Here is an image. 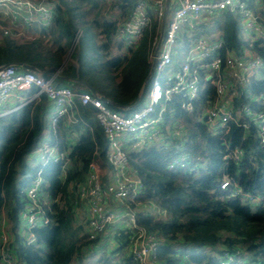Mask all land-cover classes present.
Here are the masks:
<instances>
[{"label": "trees", "instance_id": "obj_1", "mask_svg": "<svg viewBox=\"0 0 264 264\" xmlns=\"http://www.w3.org/2000/svg\"><path fill=\"white\" fill-rule=\"evenodd\" d=\"M91 1L97 3L96 0ZM247 1L252 4V0ZM134 4L135 0H110L112 10L121 12L120 20L93 22L103 37L98 45L103 57L100 67L113 74L121 71L120 81L116 82L114 90L104 93L97 89L125 107L136 100L150 68L149 59L145 55L131 56L139 43L126 56H107L111 53L119 22L126 21ZM84 15V11L70 5L68 0H56L51 24L40 31L38 39L2 38L0 65L24 63L47 74L56 73L62 64L59 55L66 51L65 47L78 32V22L93 25L84 20ZM213 30L222 32L227 48L238 51L243 45H248L242 37L240 17L228 10L216 16L211 26L201 27L202 33ZM156 31L153 23L140 39L148 38L147 56ZM47 36L58 44L57 51L49 56L44 55L48 53L42 49L40 40ZM251 44V49L264 57V41L256 39ZM76 55L77 65L64 67L60 74L78 76L91 84L85 62L78 57L80 52L77 51ZM60 85L68 84L60 81ZM251 88L253 93L263 90L264 78L253 81ZM34 92H29V95ZM241 99L239 96L236 102ZM181 100V96L174 95L166 107V118H172L185 129L181 146L128 148L129 163L145 185L144 192L132 205L149 206L136 210L138 226L159 235L158 258L163 264H220L225 252L233 255L230 264H264V205L253 209L241 197L230 195L232 185L225 190L220 188L223 175L227 174L231 183L244 191L264 195V149L257 146L242 128L233 124L227 135L210 134L198 120L205 100L198 99L193 112L182 108ZM47 104V97L42 94L0 117V217L2 214L6 216L9 245L17 264H85L84 255L101 246L103 252L93 256L95 264H133L126 251L131 239L129 230L119 228L113 234L115 246L111 253L116 255L115 261L112 259L114 256H107L105 244L87 239L85 228L77 223L75 212L69 205L76 196L77 186L86 178L89 162L98 157L105 159L106 141L96 119V109L79 101H76L73 111L77 121L73 123L66 117L60 118L48 137L64 153L63 160L41 167L42 191L51 201L45 205L50 223L33 230L36 237L33 244L25 243L18 233L19 212L23 206V195L19 190L27 184L26 176L38 169L36 164H29L33 160L28 155L46 133ZM113 108L125 114L132 110ZM223 141L229 143V148L243 149L244 155L239 162H222L226 151ZM186 155L189 164L169 167L173 158ZM62 201H65V206ZM150 206L157 212H151Z\"/></svg>", "mask_w": 264, "mask_h": 264}, {"label": "built area", "instance_id": "obj_2", "mask_svg": "<svg viewBox=\"0 0 264 264\" xmlns=\"http://www.w3.org/2000/svg\"><path fill=\"white\" fill-rule=\"evenodd\" d=\"M166 6L168 16L159 41ZM54 7L51 0H0V41L4 37L25 40L39 36L42 29L50 26ZM226 10L240 17L242 37L248 41L238 51L225 46L220 30L201 32L202 26H211L213 19ZM153 23L157 31L148 53L150 65L153 62L149 96L143 105L127 114L90 91H75L57 84L58 73L46 74L25 68L21 63L0 65V117L42 94L52 104L49 116L52 129L62 117L73 123L77 121L73 113L76 101L96 109V119L106 141L105 159L98 157L89 162L86 178L77 186L76 196L69 205L89 241L114 247L115 230H129L131 239L126 251L133 264L163 262L158 258L159 235L136 222V210L149 206L132 205L144 192L145 185L129 163L128 148L181 146L184 127L166 118L167 104L174 95L181 96V106L187 112L195 110L198 99L205 100L198 120L210 134L227 135L233 124L264 149V89L253 93L251 88L253 81L264 78V57L251 49L254 40L264 41V0L257 4L247 0H169L168 5L166 0H135L126 21L117 26L111 57L128 55ZM79 34L76 33L75 41ZM24 94L27 97L23 100ZM239 96L243 99L236 102ZM222 145L226 146L224 164L241 160L242 148H229L226 141ZM28 157L36 159L38 169L26 176L27 184L19 190L23 206L19 212L18 233L25 243L33 244L36 242L33 230L50 223L45 205L51 201L42 191L41 167L63 160L64 153L48 137H43ZM188 159L187 155L173 158L169 167L185 166L190 163ZM231 182L224 174L220 188L225 190L232 185L230 195L241 197L253 209L264 205V195L244 191ZM7 228L6 216L2 214L0 264H17ZM232 257L228 252L223 253L220 264H230Z\"/></svg>", "mask_w": 264, "mask_h": 264}, {"label": "rangeland", "instance_id": "obj_3", "mask_svg": "<svg viewBox=\"0 0 264 264\" xmlns=\"http://www.w3.org/2000/svg\"><path fill=\"white\" fill-rule=\"evenodd\" d=\"M70 5L72 6H77L79 10L84 11L85 17L84 20H87L88 22H91L93 24L94 20H97L98 22L106 19H113L120 17V11L117 9L112 11V8L110 7V0H96V4L93 3L91 0H68ZM259 3L260 0H252V3ZM115 15V16H114ZM169 19V17H168ZM83 21V20H82ZM78 29L81 30V34L79 37V42L77 44V51L80 52V55L78 56L81 60V62H85V69L88 72V75L91 77V85L99 88L102 92L107 93L110 90H114L116 82L120 81L121 78V71L119 73H111L105 68L100 67V63L103 60V57L101 58L102 51L98 48L99 43H102V35L97 36L98 33V27L97 25L93 24L91 26L85 24V23H79L78 22ZM100 30V29H99ZM78 33V32H77ZM76 34V33H75ZM39 37H35L33 39H25V41H31V40H36ZM22 40V39H21ZM41 40V47L44 50V52H47L48 54H44L46 56H49L51 53L57 51V42L52 39L51 36L43 37ZM65 41V39L62 40V43ZM148 38H143L140 40L139 45L137 48L132 51L131 56L133 57H143V55L147 56L148 52ZM66 51L61 52L59 56L62 65L58 68L61 71L62 67H67L68 65L72 64L75 65L76 60H77V55H76V42L74 41V38H72L70 44L68 47L66 46ZM111 53L113 54L114 50L111 48ZM109 54V53H108ZM111 54V56H112ZM111 56H107V58H112ZM130 56V57H131ZM61 73V72H60ZM151 88V82L149 81L146 85L145 91L143 93L142 99L139 102V104L136 107H139L143 105L149 96V90ZM23 100L27 97L22 95ZM13 106V105H12ZM136 107L132 108L135 109ZM47 132V131H46ZM33 160L29 164H36V159H31ZM150 211L156 213L157 211L150 207ZM20 227V223L18 228ZM104 248L97 247L96 249H93V253H89L88 255H84V263L85 264H95V259L94 257L99 256L101 252H103ZM114 250L113 247H108L105 251L107 256L115 258L116 255L115 253H111V251ZM111 259V260H112Z\"/></svg>", "mask_w": 264, "mask_h": 264}, {"label": "crops", "instance_id": "obj_4", "mask_svg": "<svg viewBox=\"0 0 264 264\" xmlns=\"http://www.w3.org/2000/svg\"><path fill=\"white\" fill-rule=\"evenodd\" d=\"M54 4H55V7H56V0H51ZM118 10V9H117ZM113 11V10H112ZM119 11V10H118ZM121 13V12H120ZM115 16V15H114ZM106 20H120V17H117V18H113V19H106ZM120 23V22H119ZM99 29L100 28H98L97 30H98V33H99ZM78 32L81 34V31L80 30H78ZM77 33V32H76ZM79 34V35H80ZM40 36V35H39ZM38 36V37H39ZM97 36H100V34H98ZM74 41L76 40V34H74ZM76 42V41H75ZM112 54V53H111ZM111 54L109 53V55L108 56H111ZM62 65V64H61ZM75 65H77V60H76V63H75ZM35 69H37V70H40V69H38V68H36L35 67ZM62 69H63V67H62ZM61 69V70H62ZM57 70H59V69H57ZM43 72H46V71H43ZM61 72V71H60ZM60 72L59 71H57L56 73H58V75H60V76H62V77H64V78H59L58 80H57V84H60V81H62V82H65L66 84H68L67 86H69L70 88H72L73 90H75V91H90V92H92V90H91V88H93L94 89V91L95 92H98V93H100L101 95H103L104 96V94H102V92L101 91H99L96 87H94V86H92L88 81H86L85 79H82V78H79L78 76H75V77H71V76H64V75H61L60 74ZM48 73V72H47ZM46 73V74H47ZM67 78H69V79H67ZM91 88H90V87ZM109 99V98H108ZM111 100V99H110ZM132 105V104H131ZM131 105H129V106H131ZM52 104H50L49 102H48V104H47V106H46V112H45V120H46V133H45V135H44V137H50V132H51V127L49 126V116H50V113L52 112ZM123 109H130L129 107H124Z\"/></svg>", "mask_w": 264, "mask_h": 264}, {"label": "water", "instance_id": "obj_5", "mask_svg": "<svg viewBox=\"0 0 264 264\" xmlns=\"http://www.w3.org/2000/svg\"><path fill=\"white\" fill-rule=\"evenodd\" d=\"M168 2H169V0H166V4L167 5H168ZM167 16H168V9H167V6H166L165 12H164V15H163V18H162V21H161L159 41L161 40V37H162V33H163V30H164V25H165ZM156 51H157V48L155 49V52L154 53H156ZM22 66L25 67V68H28V69H35V67L30 66L28 64H24V63H22ZM152 67H153V62L150 65L149 71H148V73H147V75H146V77H145V79H144V81L142 83L141 89H140V91H139V93H138V95L136 97V100L134 101V103L131 106H127V107L134 108L141 101L142 96H143V93L145 91V87H146V85H147V83L149 82V79H150V75H151V72H152ZM40 71L43 72L42 70H40ZM43 73H45V72H43ZM57 77L58 78H64V77H62L60 75H58ZM67 79H69V78H67ZM91 90H92V93L93 94L98 95V96H101L110 106L115 107V108H122V109L125 107L123 105H120V104H118V103H116V102L108 99L107 97L101 95L100 93L95 92L93 88H91Z\"/></svg>", "mask_w": 264, "mask_h": 264}]
</instances>
